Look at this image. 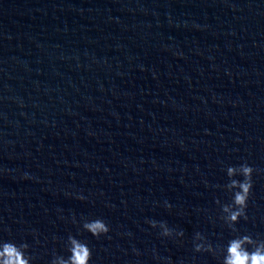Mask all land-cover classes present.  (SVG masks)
<instances>
[{
  "label": "water",
  "instance_id": "water-1",
  "mask_svg": "<svg viewBox=\"0 0 264 264\" xmlns=\"http://www.w3.org/2000/svg\"><path fill=\"white\" fill-rule=\"evenodd\" d=\"M244 236L264 244V0H0V252L225 264Z\"/></svg>",
  "mask_w": 264,
  "mask_h": 264
},
{
  "label": "clouds",
  "instance_id": "clouds-1",
  "mask_svg": "<svg viewBox=\"0 0 264 264\" xmlns=\"http://www.w3.org/2000/svg\"><path fill=\"white\" fill-rule=\"evenodd\" d=\"M237 167H229V177L235 176ZM254 169L247 164H243L239 167V173L243 176V181L231 179L230 186L238 188L233 197L234 208L226 207L224 211L228 213V220L232 223L238 222L242 217L247 219L246 208L248 200L253 188L252 176ZM151 227H159L161 235L164 237H170L172 230L166 223H159L155 221H148ZM84 229L91 233L92 236L99 239L102 235H107L110 231L108 225L102 219H95L87 221L83 225ZM183 235V233H180ZM253 240L249 236H244L242 239H235L230 242L227 249L228 255L225 259V264H264V244L259 245L254 251L248 252L243 245L252 244ZM71 256L67 261L61 260L60 264H89V260L92 258V252L87 244L81 243L75 238L71 239ZM199 251V247L196 249ZM0 260L3 264H28V261L24 259L23 254L18 248L12 244H5L3 252H0Z\"/></svg>",
  "mask_w": 264,
  "mask_h": 264
}]
</instances>
